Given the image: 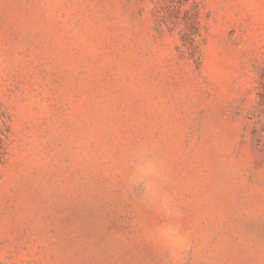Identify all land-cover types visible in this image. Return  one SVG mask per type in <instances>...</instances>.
Instances as JSON below:
<instances>
[{
  "label": "rangeland",
  "instance_id": "374dc122",
  "mask_svg": "<svg viewBox=\"0 0 264 264\" xmlns=\"http://www.w3.org/2000/svg\"><path fill=\"white\" fill-rule=\"evenodd\" d=\"M0 264H264V0H0Z\"/></svg>",
  "mask_w": 264,
  "mask_h": 264
},
{
  "label": "clouds",
  "instance_id": "9594fccd",
  "mask_svg": "<svg viewBox=\"0 0 264 264\" xmlns=\"http://www.w3.org/2000/svg\"><path fill=\"white\" fill-rule=\"evenodd\" d=\"M136 159L140 162L134 164L129 182L133 187L142 185L141 203L151 207L164 219L165 222L156 226L154 238L171 255L176 256L190 245L187 232L181 230L178 222L181 214L173 206L171 197L154 182V179L160 175L159 168L151 160L145 159L144 153L137 154Z\"/></svg>",
  "mask_w": 264,
  "mask_h": 264
}]
</instances>
